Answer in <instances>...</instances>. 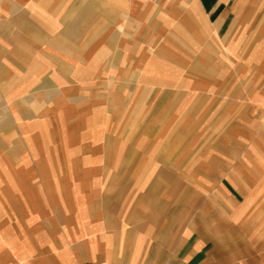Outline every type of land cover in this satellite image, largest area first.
<instances>
[{"label": "crops", "instance_id": "0c3cea01", "mask_svg": "<svg viewBox=\"0 0 264 264\" xmlns=\"http://www.w3.org/2000/svg\"><path fill=\"white\" fill-rule=\"evenodd\" d=\"M157 8L180 10L186 34L165 51H139V43L131 53L132 32ZM196 63L209 76L204 89L228 73L253 79L248 88L264 85V0H0V104L10 110L0 118V264H230L223 250L253 249L251 239L240 246L229 234L258 230L263 181L246 188L224 176L195 212L193 194L173 187L179 179L150 183L145 134L130 127L160 97H99V79L113 88L131 65L153 76L142 83L150 90L172 83L163 74H194ZM132 168L133 176L107 180L100 208V170ZM52 184L60 187L34 198L31 186ZM19 190L29 201L21 211ZM66 201L85 211V226ZM30 202L43 206L39 224L27 218L36 216Z\"/></svg>", "mask_w": 264, "mask_h": 264}, {"label": "rangeland", "instance_id": "374dc122", "mask_svg": "<svg viewBox=\"0 0 264 264\" xmlns=\"http://www.w3.org/2000/svg\"><path fill=\"white\" fill-rule=\"evenodd\" d=\"M177 12L176 9L165 8H157L152 12L146 10L140 28L134 30V33L132 32L133 36L136 34L139 38L133 40L132 36L131 53L134 54L133 50H136V44L139 43V51L145 48L151 49V51L164 48L165 51L167 45L181 42V37H177L176 34H186V30L181 22L180 24L176 23ZM169 20H172L174 24L171 25ZM133 54L131 55L132 62L136 59ZM199 55L198 60H201V53ZM152 58L154 59V57ZM131 66L122 79L117 74L115 75L116 80L113 88H111V83H109L111 85L109 89L102 88L105 86L103 83L106 82V79H99L101 87L98 92L101 98L113 96L115 100L122 97L132 100L145 98L152 102L151 100L160 97L159 100L163 101L161 106H152L151 104L142 106L145 108L143 110L145 117L130 121L132 129H137L136 131L139 133L145 134L147 160L153 161L155 164L154 167L146 170L151 179L150 183L155 179L162 178L164 186H166L168 180L179 179L178 184L173 187L180 195L193 194L197 205L195 212L198 211L204 200L208 199V193H212L216 189L217 182L224 176L232 175L246 188L252 186L253 183L262 181L264 183V168L259 167L264 163V102L259 99V102L256 103L253 96L254 91L258 95L264 96L262 82L257 89L248 88L245 82L253 79H236L234 73H228L225 83L220 87L204 89L202 87L203 77L207 75L201 71L203 63H196L194 74L186 72L163 74L168 75L169 81L174 77L172 83H164L161 89L152 88L149 90V88L144 89L142 83L147 76L148 82L154 80L153 76L145 75L136 70L133 65ZM193 76L195 81H191L190 77ZM207 77L209 79V76ZM240 80L243 84L238 82ZM191 84L192 86L188 87ZM124 86L126 88H122ZM9 111L8 105L0 104V118H9ZM118 120L115 122L116 125L122 123V120ZM136 159L138 158L132 154L131 160ZM135 171L137 170L133 168L100 170L98 187L104 189L99 196L100 208L107 207V180L112 176L121 178L127 176L128 173L133 176ZM31 187L34 198L42 201L38 195L39 188L46 190L47 188L56 189L60 186L52 184ZM4 198L7 208H9L12 205L11 192H8ZM44 200L48 203L50 195H45ZM51 201L53 200L51 199ZM28 203L23 192L19 190L15 207L21 211ZM30 204L31 207L34 206L32 211L36 213V216L32 215L27 218H31L36 224L41 223L42 216L38 214L44 212L41 210L43 206L41 204L39 206L36 202H30ZM64 204L67 212L77 213L79 221L81 220L80 224L84 225L85 211L81 212L79 204L70 201H66ZM261 220L258 230L254 228L252 235L249 228L234 230L229 234L235 244L245 245L246 241L251 239L250 242L253 245L251 250L246 248L223 250L230 264H264V218ZM84 226L83 228L86 230ZM252 254L257 259H251Z\"/></svg>", "mask_w": 264, "mask_h": 264}]
</instances>
